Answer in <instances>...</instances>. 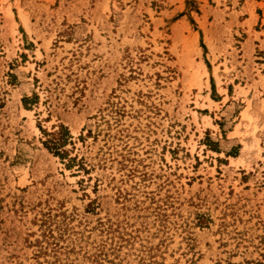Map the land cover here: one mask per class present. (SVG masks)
Here are the masks:
<instances>
[{
  "label": "rangeland",
  "instance_id": "obj_1",
  "mask_svg": "<svg viewBox=\"0 0 264 264\" xmlns=\"http://www.w3.org/2000/svg\"><path fill=\"white\" fill-rule=\"evenodd\" d=\"M0 264H264V0H0Z\"/></svg>",
  "mask_w": 264,
  "mask_h": 264
},
{
  "label": "trees",
  "instance_id": "obj_2",
  "mask_svg": "<svg viewBox=\"0 0 264 264\" xmlns=\"http://www.w3.org/2000/svg\"><path fill=\"white\" fill-rule=\"evenodd\" d=\"M47 135L49 136V139L45 142L46 148L56 157L62 159L63 161H66V165L68 167H71L76 162V158L70 157L68 155V151L66 150V145L68 144V142H71V135L69 130L64 126H60L58 131L47 133ZM43 237L45 240H47V242L50 239V237H48L46 234H44ZM36 244L41 245L42 243L41 241L37 240ZM42 252L43 247L41 246L39 253Z\"/></svg>",
  "mask_w": 264,
  "mask_h": 264
}]
</instances>
